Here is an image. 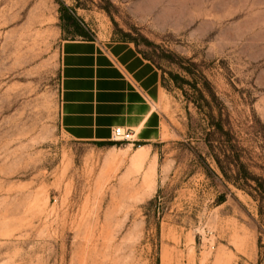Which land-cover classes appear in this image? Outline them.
Returning <instances> with one entry per match:
<instances>
[{
	"label": "rangeland",
	"instance_id": "rangeland-1",
	"mask_svg": "<svg viewBox=\"0 0 264 264\" xmlns=\"http://www.w3.org/2000/svg\"><path fill=\"white\" fill-rule=\"evenodd\" d=\"M73 38L126 40L161 73V138L141 162L134 140L61 130ZM195 89L264 187V0H0V264H264V200L189 137Z\"/></svg>",
	"mask_w": 264,
	"mask_h": 264
},
{
	"label": "crops",
	"instance_id": "crops-1",
	"mask_svg": "<svg viewBox=\"0 0 264 264\" xmlns=\"http://www.w3.org/2000/svg\"><path fill=\"white\" fill-rule=\"evenodd\" d=\"M59 126L71 140L105 146L116 127L139 149L161 138L166 96L157 68L123 39L64 40L59 51ZM132 144H129V146ZM157 160H155L156 173ZM158 168V167H157Z\"/></svg>",
	"mask_w": 264,
	"mask_h": 264
},
{
	"label": "trees",
	"instance_id": "trees-1",
	"mask_svg": "<svg viewBox=\"0 0 264 264\" xmlns=\"http://www.w3.org/2000/svg\"><path fill=\"white\" fill-rule=\"evenodd\" d=\"M66 19L69 20L70 17L63 18V20ZM74 28L78 32V27L74 26ZM82 34L79 32V35L84 37ZM173 78L176 79V77ZM195 90L196 97L201 100L202 104H198L196 100L192 102L198 115L197 119L193 120L191 114L187 113L189 137L203 146L206 157L214 163L224 178L231 180L235 186L249 187L259 195L261 200H264V187L241 162L229 118L224 115L222 107L216 102L214 93L207 91L211 97V101H208L203 92ZM183 94L186 96L185 92ZM214 112H216L215 115ZM110 145L112 144L110 143ZM203 167L209 171V164L205 160ZM250 180L255 182V186L249 185Z\"/></svg>",
	"mask_w": 264,
	"mask_h": 264
},
{
	"label": "built area",
	"instance_id": "built-area-1",
	"mask_svg": "<svg viewBox=\"0 0 264 264\" xmlns=\"http://www.w3.org/2000/svg\"><path fill=\"white\" fill-rule=\"evenodd\" d=\"M134 133L130 129H124L120 127H116L112 131V135L110 137V142L120 143V142H129L133 141Z\"/></svg>",
	"mask_w": 264,
	"mask_h": 264
},
{
	"label": "bare ground",
	"instance_id": "bare-ground-1",
	"mask_svg": "<svg viewBox=\"0 0 264 264\" xmlns=\"http://www.w3.org/2000/svg\"><path fill=\"white\" fill-rule=\"evenodd\" d=\"M136 135V134H135ZM134 135V136H135ZM133 136V137H134ZM137 152H139V155L137 156L136 158V162H141L144 158V155H145V151H143L142 149H139Z\"/></svg>",
	"mask_w": 264,
	"mask_h": 264
}]
</instances>
